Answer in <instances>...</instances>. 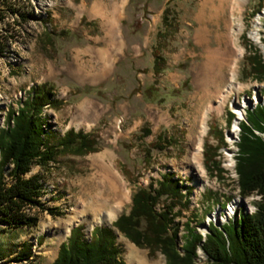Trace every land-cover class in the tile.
<instances>
[{
  "label": "rangeland",
  "instance_id": "obj_1",
  "mask_svg": "<svg viewBox=\"0 0 264 264\" xmlns=\"http://www.w3.org/2000/svg\"><path fill=\"white\" fill-rule=\"evenodd\" d=\"M100 1L120 7L123 45L117 58L106 38L102 19L92 13L93 5ZM262 2L246 0L243 6L231 3L225 9L229 0H9L14 12L9 13L1 27L8 41L0 53V134L13 128L14 117L30 96L31 88L47 84L62 106L43 110L45 129L60 137L74 130L87 135L93 143L84 155L61 152L47 168L34 166L25 176L41 177L40 200L45 210L54 209L59 214L53 216L48 211L33 209L29 215L39 220L35 228L0 226V264H52L72 229L82 226L85 237L90 239L95 227H112L121 215L129 214L134 194L151 184L156 188V181L164 174H174L183 186L193 188L186 209L176 207L174 211L179 213L175 224L179 225L180 253L186 224L204 242L210 223L220 228L236 220L239 212L254 214L260 198L240 196L235 171L240 130L230 142L228 136L236 116L228 128L227 114L235 115L238 103H247L245 114L264 105V83L247 79L245 74L249 69L246 58L251 53L257 52L264 62V14L254 15ZM221 4L232 26L229 37L242 56L235 91L224 93L227 99L220 113L214 98L215 79L199 85L198 74L207 61L208 51L225 47L224 38L218 39V35H225V18L214 17L213 11ZM103 48L112 53L105 66L112 63L113 54L115 58L108 77L97 71L87 76L76 71L90 61L95 68L99 67L92 50ZM157 56L163 61L159 62ZM158 62L162 66L160 72L155 70ZM230 87L227 82L221 92ZM254 98L257 104L251 103ZM210 107L213 110L206 118L202 158L197 162L191 159L193 150L188 135L196 118ZM198 119L195 136L202 132V119ZM244 121L246 115L240 123ZM145 129L150 131L149 135L144 134ZM217 130L223 132L227 144L216 157L220 173L206 160L209 147L217 146ZM257 134L264 139V134ZM102 166L118 176L128 199L115 218L96 222L92 216L81 215V211L85 197L97 191ZM5 169L8 174L13 167ZM10 179L7 177V181ZM105 191L108 192L106 187ZM207 192L216 194L214 201ZM169 204L168 199L162 198L155 210L161 212ZM70 220L73 223L66 233ZM116 234L125 264H130L129 244L147 263L167 264L160 251L152 253L117 230ZM201 246L196 250L195 264H209ZM47 249L52 253H46Z\"/></svg>",
  "mask_w": 264,
  "mask_h": 264
},
{
  "label": "trees",
  "instance_id": "obj_2",
  "mask_svg": "<svg viewBox=\"0 0 264 264\" xmlns=\"http://www.w3.org/2000/svg\"><path fill=\"white\" fill-rule=\"evenodd\" d=\"M8 1L0 0V53L8 41L1 27L9 13L14 12ZM157 57L159 62L163 61ZM159 62L155 64L158 72L162 68ZM246 62L249 67L245 71L247 79L264 83V62L260 55L251 53ZM31 90L18 116L14 117L13 128L0 134V226L11 229L35 228L39 220L29 215L33 209L48 211L53 216L59 214L54 209L45 210L40 200L43 192L41 177L35 175L25 179L33 167L47 168L61 152L73 151L84 155L90 152L93 143L87 135L75 133L74 130H69L64 137L46 130L43 110L46 107L58 109L62 103L47 84L32 87ZM12 117L13 114L9 120ZM234 119L235 115L228 112V128ZM239 128L238 152L235 156L237 185L242 198L259 196L254 214L239 212L236 220L220 228L210 223L204 242L202 236L190 224H186L182 235L183 253H180L179 225L175 224L179 213L174 211L176 207L186 209L193 188L183 186L180 178L174 174H164L156 181V188L151 184L134 194L131 211L128 215H121L112 227H95L90 239L85 237L82 226L72 229L52 264H125L116 230L140 248H148L152 253L160 251L167 264H195L196 250L201 244L209 264H264V139L257 134H264V105L248 110L246 121L240 123ZM149 133L148 129L144 130L145 135ZM226 147L223 132L217 130V146L209 147L206 160L219 173L222 169L216 157L219 156L218 151ZM6 166L13 167L8 174ZM7 177L11 179L7 181ZM184 190H187L185 194ZM207 196L213 198L216 194L207 192ZM162 198L168 199L170 204L157 212L155 208ZM220 206L223 209V205Z\"/></svg>",
  "mask_w": 264,
  "mask_h": 264
},
{
  "label": "bare ground",
  "instance_id": "obj_3",
  "mask_svg": "<svg viewBox=\"0 0 264 264\" xmlns=\"http://www.w3.org/2000/svg\"><path fill=\"white\" fill-rule=\"evenodd\" d=\"M245 2L246 0H229L228 7H225L224 5L221 4L223 7L220 6L217 8L216 7L213 8V11H215L214 17L218 19L219 18L221 19V17L225 18L224 19L225 35L223 36L218 35L219 40L224 38L225 47L222 48L221 50H209L207 61L205 65H203V67L200 69L201 72L198 74L199 85H207L208 83H210V81H213V79H215V87L217 86V90L214 98H217V103L220 113L225 108V104H226L227 95H225L224 93L226 92L229 94L235 91L233 87L238 72V61L239 58L242 56L241 51L240 52L236 51V46H235L236 43L233 41L232 38L229 37V34L232 31V26L228 21V18L226 17L227 11L225 9L226 8L229 9L231 3H233L235 6L240 7L243 6ZM92 13L96 17L102 19L101 21H103V26L106 31V36H107L106 38H108L109 43H111L110 47L114 48L115 57L116 58L119 57L118 54L123 45V37L119 29V23L121 20L120 7L118 5H114V4L109 5L100 1L93 5ZM261 13L264 14V4L256 16L260 15ZM92 53L94 55L93 58L99 64L98 65L99 67L95 68L92 65V61H90L89 65L84 64L81 67L79 66L76 68L77 69L76 71L83 73L84 76H87L88 73H93V71L95 72L97 71L96 73L102 74L103 77L105 76L108 77L110 75V72L112 71L111 68L113 67V63L115 62L114 54H113L112 63H110L109 66H105L107 64L106 62H108L107 60L108 57L110 55L112 57V53L110 54V50L108 51V49L103 48L101 50H92ZM85 66H87L88 69L85 68ZM103 68L104 70L102 72ZM96 73L95 75H97ZM227 82H229V85L231 87L221 92V88ZM251 101H252L251 103L257 104L258 100L254 98ZM246 107H247V103L244 104L238 103L237 106L235 107L236 121L228 136L230 142H233L235 135H237V132L240 130L239 124L240 121L245 118ZM212 110L213 108L210 107L209 110L205 112V114L203 115L201 114L196 118V121L192 126L190 133L188 135V141L192 146L191 149L193 150L191 159L197 162H200L202 158L203 137L207 129L206 118H207V114ZM198 118L202 119V125H201L202 132L200 135L195 136L196 133L195 125H198V123H200V119ZM228 167H231V164H228ZM98 179H99L98 182L99 185L96 186L97 191L93 194L89 192V194L88 195L86 194L87 196L83 200L81 215L92 216L93 220L96 222L109 221L115 218L117 214L123 210V203L125 199L126 200L128 199V192L126 190L125 185L121 182L118 176L111 171V169L102 166ZM105 187L108 190L107 193L105 191ZM72 223L73 221L70 220L67 226L66 233L70 232L69 230L70 228L68 227H70ZM45 252L51 254L52 250L47 249L45 250ZM128 252L129 253L127 258L130 264H149L145 261L142 254L133 245L129 244Z\"/></svg>",
  "mask_w": 264,
  "mask_h": 264
}]
</instances>
